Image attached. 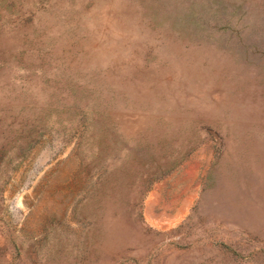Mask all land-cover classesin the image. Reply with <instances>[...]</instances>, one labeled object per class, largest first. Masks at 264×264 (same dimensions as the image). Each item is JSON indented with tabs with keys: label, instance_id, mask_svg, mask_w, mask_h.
<instances>
[{
	"label": "rangeland",
	"instance_id": "obj_1",
	"mask_svg": "<svg viewBox=\"0 0 264 264\" xmlns=\"http://www.w3.org/2000/svg\"><path fill=\"white\" fill-rule=\"evenodd\" d=\"M0 264H264V0H0Z\"/></svg>",
	"mask_w": 264,
	"mask_h": 264
}]
</instances>
